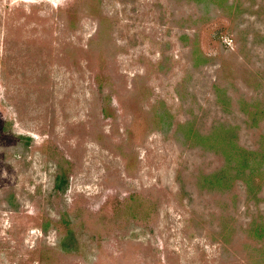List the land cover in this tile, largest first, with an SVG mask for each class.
I'll return each mask as SVG.
<instances>
[{"label": "rangeland", "instance_id": "1", "mask_svg": "<svg viewBox=\"0 0 264 264\" xmlns=\"http://www.w3.org/2000/svg\"><path fill=\"white\" fill-rule=\"evenodd\" d=\"M0 264H264V0H0Z\"/></svg>", "mask_w": 264, "mask_h": 264}, {"label": "trees", "instance_id": "2", "mask_svg": "<svg viewBox=\"0 0 264 264\" xmlns=\"http://www.w3.org/2000/svg\"><path fill=\"white\" fill-rule=\"evenodd\" d=\"M68 184V178L64 174H56L54 178V188L64 190Z\"/></svg>", "mask_w": 264, "mask_h": 264}]
</instances>
